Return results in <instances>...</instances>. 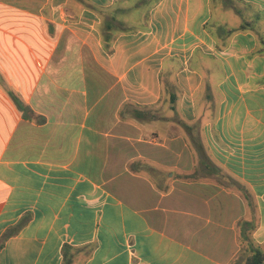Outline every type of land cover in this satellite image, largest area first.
Returning a JSON list of instances; mask_svg holds the SVG:
<instances>
[{
	"label": "crops",
	"instance_id": "0c3cea01",
	"mask_svg": "<svg viewBox=\"0 0 264 264\" xmlns=\"http://www.w3.org/2000/svg\"><path fill=\"white\" fill-rule=\"evenodd\" d=\"M247 242L264 0H0V264H235Z\"/></svg>",
	"mask_w": 264,
	"mask_h": 264
},
{
	"label": "trees",
	"instance_id": "16d2710c",
	"mask_svg": "<svg viewBox=\"0 0 264 264\" xmlns=\"http://www.w3.org/2000/svg\"><path fill=\"white\" fill-rule=\"evenodd\" d=\"M103 40L105 42L108 43L109 37L107 36L106 33L103 34ZM9 95L11 96L12 100L14 101V103L17 105V107L22 108V102L21 100L17 97V95H15L12 91H8ZM21 225V222H19L17 224V226H15L13 228V231L8 232L7 234H11L14 233L15 231H17L18 227ZM248 244V254L244 257L243 259V263L242 264H261L263 256H264V245L260 246V245H255L253 244V242H247Z\"/></svg>",
	"mask_w": 264,
	"mask_h": 264
},
{
	"label": "rangeland",
	"instance_id": "374dc122",
	"mask_svg": "<svg viewBox=\"0 0 264 264\" xmlns=\"http://www.w3.org/2000/svg\"><path fill=\"white\" fill-rule=\"evenodd\" d=\"M228 17L231 18L233 21L235 20V17L232 14H229ZM241 259H244V257L241 258ZM241 259H239V257H238V260H237V262L235 264H240Z\"/></svg>",
	"mask_w": 264,
	"mask_h": 264
},
{
	"label": "water",
	"instance_id": "95a60500",
	"mask_svg": "<svg viewBox=\"0 0 264 264\" xmlns=\"http://www.w3.org/2000/svg\"><path fill=\"white\" fill-rule=\"evenodd\" d=\"M261 264H264V256H263V259H262V262H261Z\"/></svg>",
	"mask_w": 264,
	"mask_h": 264
}]
</instances>
